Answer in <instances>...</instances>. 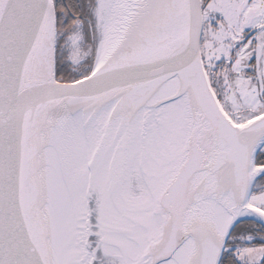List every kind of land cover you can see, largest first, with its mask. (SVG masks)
<instances>
[{
  "label": "snow or ice",
  "instance_id": "6c2138e0",
  "mask_svg": "<svg viewBox=\"0 0 264 264\" xmlns=\"http://www.w3.org/2000/svg\"><path fill=\"white\" fill-rule=\"evenodd\" d=\"M0 264H264V0H0Z\"/></svg>",
  "mask_w": 264,
  "mask_h": 264
}]
</instances>
